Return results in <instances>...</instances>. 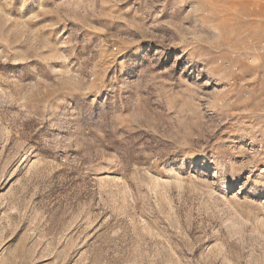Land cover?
<instances>
[{
    "label": "rangeland",
    "instance_id": "rangeland-1",
    "mask_svg": "<svg viewBox=\"0 0 264 264\" xmlns=\"http://www.w3.org/2000/svg\"><path fill=\"white\" fill-rule=\"evenodd\" d=\"M0 264H264V0H0Z\"/></svg>",
    "mask_w": 264,
    "mask_h": 264
}]
</instances>
